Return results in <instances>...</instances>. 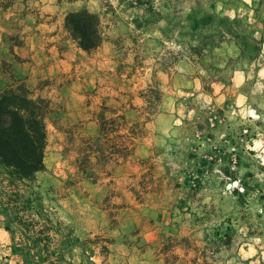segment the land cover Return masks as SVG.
<instances>
[{"label":"rangeland","instance_id":"1","mask_svg":"<svg viewBox=\"0 0 264 264\" xmlns=\"http://www.w3.org/2000/svg\"><path fill=\"white\" fill-rule=\"evenodd\" d=\"M263 42L264 0H0V81L49 106L44 168L0 166V264H264Z\"/></svg>","mask_w":264,"mask_h":264},{"label":"trees","instance_id":"2","mask_svg":"<svg viewBox=\"0 0 264 264\" xmlns=\"http://www.w3.org/2000/svg\"><path fill=\"white\" fill-rule=\"evenodd\" d=\"M63 26L85 52L97 48L102 41L99 17L86 8L68 11ZM13 59L22 62L19 55L15 54ZM1 74L6 79L0 81V166L17 179H32L44 168L48 102L34 96L26 78L6 61H3ZM97 115L99 134L109 135L103 131L104 114Z\"/></svg>","mask_w":264,"mask_h":264},{"label":"crops","instance_id":"3","mask_svg":"<svg viewBox=\"0 0 264 264\" xmlns=\"http://www.w3.org/2000/svg\"><path fill=\"white\" fill-rule=\"evenodd\" d=\"M263 46H264V42H263Z\"/></svg>","mask_w":264,"mask_h":264}]
</instances>
